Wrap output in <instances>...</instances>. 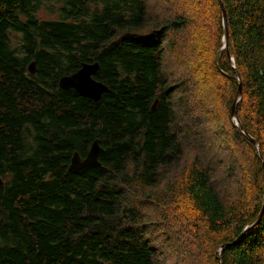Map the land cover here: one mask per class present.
<instances>
[{
	"label": "trees",
	"instance_id": "1",
	"mask_svg": "<svg viewBox=\"0 0 264 264\" xmlns=\"http://www.w3.org/2000/svg\"><path fill=\"white\" fill-rule=\"evenodd\" d=\"M151 1L0 0V264H162L144 201L172 197L189 201L185 223L214 245L215 264H264V213L246 229L264 204V0H212L208 23L199 8L170 16ZM172 34L204 85L223 78L230 137L249 149V198L243 189L226 200L201 154L185 158L190 143L203 149L198 125L210 112L193 105V116L178 96L195 80L169 76ZM95 61L109 86L100 100L59 86ZM95 139L102 165L70 170Z\"/></svg>",
	"mask_w": 264,
	"mask_h": 264
},
{
	"label": "rangeland",
	"instance_id": "2",
	"mask_svg": "<svg viewBox=\"0 0 264 264\" xmlns=\"http://www.w3.org/2000/svg\"><path fill=\"white\" fill-rule=\"evenodd\" d=\"M151 5L170 16L182 10L190 13L199 8L202 11L201 14H208V17H205V22L208 23L211 21L210 10L214 9L215 4L212 0H152ZM44 15L46 16V14ZM203 23L201 21L202 27H204ZM187 27L191 32L192 25L191 28ZM214 33L203 34V36L207 37ZM171 38V46L174 40V47L172 46L174 49L170 51L169 59H167L169 76L172 81L178 82L194 72L195 80L192 85L190 82L182 84V91L178 93V96L181 95L182 100H187L185 103L192 106L191 114L193 116L197 115L193 112V105L197 109L206 107L210 112L209 116L198 125V136L201 135L203 139L200 143L203 149L196 148L190 143L185 158L191 159L193 154H201L202 160L211 166L213 181L220 191L222 190L226 200L238 199L243 189L242 197L249 198L252 176L249 173L250 159L246 157L249 149L246 144H242V140L233 141L230 137L231 132L227 128L226 116L220 108L222 101L220 95L223 90L217 89V85L222 84L223 78L218 76L217 79H214L216 80L215 84L204 85L194 64L195 57L190 60L186 56L188 52L183 47L182 37L172 34ZM225 93H228V90ZM190 141L192 140H187L186 143ZM183 164L184 161L181 167ZM179 166L176 165V167ZM135 193L133 202L136 197H139V192L135 191ZM181 200L182 197L179 201L172 197L167 207L159 206L157 200L152 202L153 206L149 205L148 200L144 201V214L148 220H153L150 239L152 244L162 252V264H215L214 253L212 256L209 252V249L213 250L214 245L211 246L209 240L198 241L196 239L193 230L185 223V214L191 213L190 203L188 200H183L182 202L187 206L185 208Z\"/></svg>",
	"mask_w": 264,
	"mask_h": 264
},
{
	"label": "water",
	"instance_id": "3",
	"mask_svg": "<svg viewBox=\"0 0 264 264\" xmlns=\"http://www.w3.org/2000/svg\"><path fill=\"white\" fill-rule=\"evenodd\" d=\"M222 8H223V20H224V26H225L224 48H226L229 53L227 13H226V9L224 5H222ZM230 56H231L232 62H234L233 56L232 55ZM99 67L100 65L98 62H94V63L83 62L82 67L75 73L70 74V75L61 76L59 80V84L62 88H65V89L74 87L76 91L79 92L81 95L87 98H90L92 100L98 101L101 99L103 93L109 90V87L106 84L95 80L92 76L94 73L98 71ZM233 67L236 68V65L233 64ZM36 68L37 67H36L35 61L30 63L29 65L30 72L35 73ZM239 80H240V84H239V88L236 94L235 102H237L238 98H241L242 92H243L241 79L239 78ZM158 102H159V99L157 98L152 105V110L156 109ZM232 115L236 121V125L239 126L241 124V121L238 117L235 104L233 105V108H232ZM245 134L247 137H249L252 141H254L259 146V142L256 139H254L249 133H245ZM104 152H105V149L100 145L99 139H95L93 143L91 144L89 151L85 158H82L79 152L77 151L74 152L71 163L69 165V169L74 171V170L99 167L102 165L100 158L104 154ZM88 158H90V161L86 162ZM0 184H3V180L1 177H0ZM263 213H264V204L257 218L249 226H247L246 229H249L255 223L259 222L263 216Z\"/></svg>",
	"mask_w": 264,
	"mask_h": 264
},
{
	"label": "flooded vegetation",
	"instance_id": "4",
	"mask_svg": "<svg viewBox=\"0 0 264 264\" xmlns=\"http://www.w3.org/2000/svg\"><path fill=\"white\" fill-rule=\"evenodd\" d=\"M95 62H97V61H95ZM85 63H90V62H85ZM82 64H83V62H82ZM82 67V65L80 66V68ZM80 68H78V70L80 69ZM78 70H76V71H78ZM99 70H100V67H99V69H98V71L96 72V73H94L92 76H93V78L95 79V80H97V81H100V82H103L102 80H100L96 75L98 74V72H99ZM74 73H75V71H74ZM70 74H73V72H71V73H66V74H63V75H70ZM63 75H61V76H63ZM61 76L59 77V79H58V84H59V80H60V78H61ZM104 83V82H103ZM105 84V83H104ZM60 86V85H59ZM108 86V85H107ZM109 87V86H108ZM62 88V87H61ZM71 88H73V89H75L74 87H70L69 89H71ZM63 89H65V88H63ZM65 90H68V89H65ZM76 90V89H75ZM105 93V92H104ZM89 151V150H88ZM88 153V152H87ZM87 155V154H86ZM82 156V155H81ZM86 157V156H85ZM85 157H82V158H85Z\"/></svg>",
	"mask_w": 264,
	"mask_h": 264
},
{
	"label": "bare ground",
	"instance_id": "5",
	"mask_svg": "<svg viewBox=\"0 0 264 264\" xmlns=\"http://www.w3.org/2000/svg\"><path fill=\"white\" fill-rule=\"evenodd\" d=\"M94 94H95V93H94ZM89 161H90V158H88L86 162H89Z\"/></svg>",
	"mask_w": 264,
	"mask_h": 264
}]
</instances>
